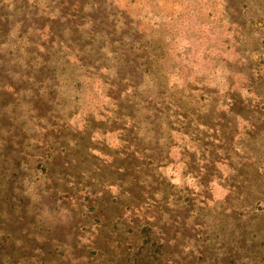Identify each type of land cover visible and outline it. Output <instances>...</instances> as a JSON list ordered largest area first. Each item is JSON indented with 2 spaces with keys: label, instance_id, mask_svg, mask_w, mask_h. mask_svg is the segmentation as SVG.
I'll list each match as a JSON object with an SVG mask.
<instances>
[{
  "label": "rangeland",
  "instance_id": "374dc122",
  "mask_svg": "<svg viewBox=\"0 0 264 264\" xmlns=\"http://www.w3.org/2000/svg\"><path fill=\"white\" fill-rule=\"evenodd\" d=\"M0 264H264V0H0Z\"/></svg>",
  "mask_w": 264,
  "mask_h": 264
}]
</instances>
